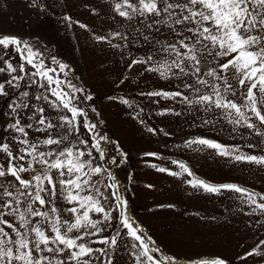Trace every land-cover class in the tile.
Wrapping results in <instances>:
<instances>
[{"label": "snow or ice", "instance_id": "1", "mask_svg": "<svg viewBox=\"0 0 264 264\" xmlns=\"http://www.w3.org/2000/svg\"><path fill=\"white\" fill-rule=\"evenodd\" d=\"M80 3L99 23L77 18L71 0L25 7L99 50L108 100L136 130L183 132L174 150L207 153L258 180L259 188L239 176L209 179L189 160L138 150L189 200L218 202L226 214L185 215L240 217L260 237L231 258L170 252L133 212L130 152L71 61L38 34L0 26V264H264V0ZM10 10L11 0L0 4ZM180 188L175 202L153 200L145 211L176 209Z\"/></svg>", "mask_w": 264, "mask_h": 264}, {"label": "rangeland", "instance_id": "2", "mask_svg": "<svg viewBox=\"0 0 264 264\" xmlns=\"http://www.w3.org/2000/svg\"><path fill=\"white\" fill-rule=\"evenodd\" d=\"M4 2L5 0H0V4H3ZM27 2L28 0H11V10L8 12L0 11V26L8 28L9 30L17 34H23V35H28L29 33L33 35L38 34L41 40H44L45 43H48L50 39L54 38L56 32L59 31V28L62 29L63 27L57 23L55 18L50 17L45 19H39L36 14L32 13L29 9L25 7ZM52 48L54 49L55 53L59 54L55 46H52ZM65 51L71 52L70 49H66ZM59 56L65 60L71 61L72 66L77 69L76 74L78 76H81L87 87L95 93L93 97V102L96 104V106L99 109L104 111L106 117L108 118L109 126L111 128L112 133L118 136L122 140L126 150H129L130 160L126 165V168L127 171H130L133 174V187L135 190L138 188L137 182L141 178L137 176L136 172L141 171L139 168L145 166L142 163V159L143 160L146 159L145 157L141 156L140 151L138 150L160 151L163 152L165 156H175L176 158H183V159L187 158V160H189L190 163H193L195 167L199 170V174L206 175L207 178L209 179L212 178L221 179V178L239 176L246 178L250 182H253V184L259 188L258 180L253 181V177L249 176L247 173L243 171L230 169L229 166L218 164L213 160L206 159L207 153H193L191 151L180 152L174 150L172 148V145L175 143H179V137L183 136L184 134L183 132H180L179 136H175V137L160 136V137L150 138L149 136L138 130H131L130 127L124 130L122 127V123L124 119V116L122 115L124 114H122V112L119 111V109L116 107L115 104L110 103L108 97L113 95V93L109 90V87H105V84H108L107 81L112 77L102 72H92L91 77L94 78V80L96 81L95 82L96 84H94L96 87H94L91 84V81L94 80L89 79L90 76L88 77V73L81 72L78 69L77 64H74V59H72V56L70 55L61 56L60 54ZM128 122L129 121L127 119H124V124L125 123L127 124ZM173 127H175V125H173ZM181 127L184 126L181 125ZM129 130H131L129 132L130 134H127L125 131H129ZM105 131H108V129H105ZM184 131H190V130L184 127ZM224 139L225 142H227V138L225 137ZM149 159H155V158H149ZM166 163L168 162L166 161ZM125 175H126L125 171L119 172V176L121 180H124ZM138 207L140 206L137 203V199H136L133 204V212L136 213V215L139 218L140 208L138 209ZM209 213H207L206 215H208ZM222 214L223 216L226 215L224 212H221V207L220 206H218L217 208L215 207V212H213V215L222 216ZM228 219H232V218L229 217ZM235 224H236V218H234L232 222V236H231V232L229 234L231 238L230 239L231 251L229 252L224 250L222 251L218 247L217 249L212 248L208 250V248L203 249L201 245H199L198 248L196 249L197 245L191 244L193 246V249L191 248V250L187 253V256H191L196 253H199L202 256H210L212 254L223 253L231 258L234 256V254L240 253L245 247H247L254 240L260 237V232L257 231L255 227L252 226L245 227V222L243 221L242 218L239 217V231L236 229ZM208 226H209L208 223L203 222L201 228L203 230H207L209 229ZM226 226H227V222L224 221L225 231H226ZM237 236L239 237V239H236ZM236 240L238 241L237 245H236L237 243ZM236 246L237 248L239 247L238 250ZM234 264H239V262H234Z\"/></svg>", "mask_w": 264, "mask_h": 264}, {"label": "crops", "instance_id": "3", "mask_svg": "<svg viewBox=\"0 0 264 264\" xmlns=\"http://www.w3.org/2000/svg\"><path fill=\"white\" fill-rule=\"evenodd\" d=\"M71 2L74 5L72 12L77 18H81L90 24L99 23V21H94L92 19L89 12L81 5L80 0H71ZM74 27L77 33L82 37L83 31L80 30L78 26ZM48 43L55 46L61 56H72L74 64H77L81 72L88 73V77L90 76L89 79L94 80V78L91 77L92 72H101L97 64V60L101 55L99 50H91L90 47L84 43L82 38L78 46L76 39L72 37L70 32L66 34L63 28H59L54 38L50 39ZM66 49H70L71 52L65 51ZM95 82V80L91 81L94 87H96L94 85L96 84ZM105 87H109V85L105 84ZM185 160H187V158H185ZM139 169L141 171L136 172L137 176L141 177L137 182L138 188L136 189L138 196L137 203L140 206L138 207V209L140 208L139 218L143 220L155 234L158 238V242H162L166 245L168 250L183 256H187L191 248L193 249L191 244L197 245L196 249L201 245L203 249L208 248V250H210L212 248L217 249L218 247L222 251H231V238L229 234L231 232L232 236V222L234 218L230 217L232 219H228L229 221L227 220L225 231L223 220L216 224L208 220L204 221L199 218L185 215V213H191L194 210H199L204 214L210 212L208 215H213L215 207L217 208L219 206L218 202L213 203L204 198L189 200L187 196L183 194L182 188H180L179 185L173 184L174 178L169 177L168 174L158 173L146 165ZM153 182L156 183L157 189H146L145 185ZM178 188H180L179 199L182 202L176 209H156L154 210L156 214H150L145 211L146 207L151 208L153 200L163 203L175 202ZM153 192L156 194L153 195ZM221 212H223L222 208ZM221 217H223V214ZM201 221L208 223L209 229L203 230L201 228L203 222ZM235 225L236 229L239 231V217L236 218ZM236 239H239V237L237 236ZM236 242L237 245L238 241L236 240ZM238 249L239 247L237 250Z\"/></svg>", "mask_w": 264, "mask_h": 264}, {"label": "bare ground", "instance_id": "4", "mask_svg": "<svg viewBox=\"0 0 264 264\" xmlns=\"http://www.w3.org/2000/svg\"><path fill=\"white\" fill-rule=\"evenodd\" d=\"M123 114V113H122ZM112 115V114H111ZM115 115V114H114ZM122 116H124V115H122ZM124 119H126L125 118V116H124ZM124 119H123V123H122V127H123V129L124 130H126V128H128V127H130L131 128V130H136V128L133 126V124L131 123V121H129L127 124L125 123L124 124ZM131 130H129V131H125L127 134H130L129 132L131 131ZM171 182V181H170ZM174 184V183H173ZM172 185V184H171Z\"/></svg>", "mask_w": 264, "mask_h": 264}]
</instances>
